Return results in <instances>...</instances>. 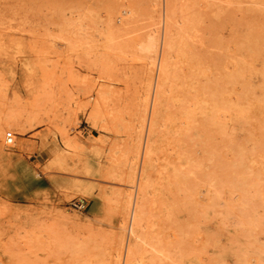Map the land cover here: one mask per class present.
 <instances>
[{
  "label": "rangeland",
  "instance_id": "obj_1",
  "mask_svg": "<svg viewBox=\"0 0 264 264\" xmlns=\"http://www.w3.org/2000/svg\"><path fill=\"white\" fill-rule=\"evenodd\" d=\"M176 1H172L173 10L182 7L173 12L179 16L174 15L176 20L191 11V24L198 26V30H191L197 41L194 37V44L188 40L190 46L198 47L192 46L194 53L208 58L213 51L209 59L216 58L212 60L216 69L211 73L209 65L204 70L207 63L202 64L206 75H211H199L200 88L205 85L200 95L207 94L205 101L208 95L218 96L213 98L214 105L222 106L223 99H217L222 89L224 95L242 102L248 118H244L245 112L236 116L223 111L219 115L222 110L214 108L217 114L213 116L220 117L210 120L205 117L208 114L203 104L207 103L202 101L200 110L206 115L198 116L199 110V118L190 122L195 132L187 136L185 130L190 125H186L187 129L177 133H186L187 139L182 135L181 140L182 144L187 141L185 149L192 148V143L195 146L187 149L192 156L184 150V159L175 158L174 166H179L175 169L181 175L171 171L165 181L174 183L163 181L164 149L160 143L156 156L161 159L151 171L155 185L143 191L138 182L143 158L136 160L134 156L139 140L144 141L148 133V124L142 127L141 117L144 108L151 110L160 70V55L154 58L151 54L150 41L155 34L160 44L164 38L166 0H0V144L4 147V154L0 153V264H125L126 252L120 257L117 248L118 225L127 201L135 206L146 202L142 206L146 205L147 211H143L150 216L148 220L144 215L143 223L152 220L153 225L158 221L159 227L163 225L160 232L156 228L160 237L152 241H162L161 253L169 255L166 261L177 258L175 243L179 241L181 264H264V0L209 1H214L213 6H206L205 0H192V6L197 2L202 5L194 8L190 0ZM129 6L135 9L134 16L127 12ZM190 13L199 15L195 22L200 23L195 24ZM203 32L208 37L203 39ZM204 48L212 49L208 52ZM205 61L209 64L208 59L202 63ZM106 85L110 101L102 104L109 106L102 108L101 104V116L96 119L93 108ZM206 85L209 91L204 89ZM213 89L218 91L211 95ZM202 117L208 119L200 120ZM233 118L239 119L235 121L238 124L231 121ZM196 120L201 123L197 125ZM8 132L15 136L12 144L6 142ZM198 132L201 134L196 137ZM189 137H195V142ZM67 140L74 144L67 145ZM89 142H95L96 159L102 168L94 178L84 172V149ZM55 148L71 157V166L60 171L52 164ZM186 158L194 162V172ZM178 160L184 164L178 165ZM83 182L91 187L89 192L75 186ZM186 182L192 187L187 188ZM163 183L172 187L167 190ZM171 194L176 200L178 196V202ZM74 201H83L85 209L75 208ZM176 208L181 210L173 211ZM164 213H168L165 220ZM129 217L126 225L130 228L131 214ZM172 225L178 228L177 235ZM172 234L175 238L180 235L177 241ZM164 243L172 245L171 249Z\"/></svg>",
  "mask_w": 264,
  "mask_h": 264
},
{
  "label": "bare ground",
  "instance_id": "obj_2",
  "mask_svg": "<svg viewBox=\"0 0 264 264\" xmlns=\"http://www.w3.org/2000/svg\"><path fill=\"white\" fill-rule=\"evenodd\" d=\"M173 0H166V19H165V27H164V38L162 39V41H161V44H160V39L156 36V34L155 35H153L152 36V38H151V43H150V51H151V54L154 56V58H156V56H157V54H159L160 55V70H159V72H158V75H157V79H156V81H155V90H154V97H153V102H152V107H151V110L149 111L148 110V108L146 109V108H144V111H146L145 112V115H142L143 117H141V118H143L142 119V123H141V126L143 127V126H146L145 124H148V133H147V136H146V134L144 135V136H146V139L143 141V139L141 138L140 140H139V142H138V146H137V148H136V152H135V156H134V158L137 160V159H140V157L142 156V158H143V162H142V167H141V172H140V175H138L139 177H138V179H139V183H140V185H141V189H143V191L145 190V189H147L148 187L150 188V186L152 187V184L154 183L153 181H152V177H153V175L151 174V171L152 170H155L156 168H155V161H157L158 159L160 160L161 158L160 157H158L157 158V156H156V154H157V147L159 146V144L160 143H162L163 144V149H164V157H163V165H164V168H165V171H163L162 169H160L162 172H165V174L162 176V178H163V181H165L166 179H167V177L168 176H171V175H168L171 171L172 172H177L178 171V169H177V171H176V169L175 168H178V167H175L174 166V163H176L175 162V158H177V159H184V156H183V153H185V152H183L184 150H186L187 151V149L189 148V147H187V149H185V147L187 146V141H186V144H184L185 142V140L187 139L186 138V133H188L187 134V136H190V132L191 131H194L195 132V130H196V127H191L192 125H194V124H191L190 122L192 121V119H194V122H195V119H196V117H197V115L198 116H200V114L201 113H204V112H201V111H203L202 109L200 110V108H201V106L203 107V105L204 106H206V111H205V113L206 114H208V115H206L205 113V117H208L210 120L211 119H214L215 117H217V116H213V114H215L216 112H214L215 111V109L217 110V111H219L220 112V110H222V113H219V115H221V114H223V111H225V112H233V113H235L236 114V116H238V115H243V113L245 112V111H243V106L241 107V105H240V103L242 104V102H239L238 101V99H236V97H235V99L236 100H233L232 98H231V96L230 97H228V96H226V95H224V93L221 91L222 89H219V91L220 92H218L219 94L220 93H222V95H224V97H222V95H220V97L219 98H217L218 100L219 99H223V101H221V102H223V104H222V106L220 105L221 103H219V101H216V102H218L217 104L218 105H220L219 107H218V105H217V107L215 106L216 105V103H215V105H214V102H215V99H213L215 96H210V95H208L209 97H208V100H206L205 101V99L206 98H204L203 96H205V95H207V94H205V92H203L204 94H202L201 93V95H200V90H202L203 88V86H205V85H201V88H200V84L202 83H198V81H201V79L200 78H202L201 76H199L202 72H204V70L206 69V67L208 66V70H209V72L211 73V71H212V69H213V71H214V69H216V63H214V65H215V68H213L212 67V62H214V61H212V60H216V58H214V56H213V58L210 60L209 59V56H211V54H212V52H209L208 51V49H212V48H204V49H206L209 53H208V58L206 57H204V55H202L203 56V59L204 60H206V59H208L209 60V64H208V62H203L202 63V56L199 58V56L201 55V54H198L197 52L199 51V49H198V51H197V49H195L196 51V53L198 54V56H197V54H195L194 53V48L196 47L195 45H193L194 44V42H193V40L195 39V37L193 36V34H192V32H191V30L194 28V27H196L195 25H193V24H191V21H192V19L188 16V13L189 12H191V11H189L185 16H183L182 18H181V20H179V21H177L176 20V18H177V15H175L173 12L175 11V10H182L180 7L178 8V9H175V10H173L174 8H172V2ZM178 1V0H177ZM176 1V2H177ZM191 1L192 0H190V5H191ZM194 1V0H193ZM192 1V2H193ZM196 1V0H195ZM198 1V0H197ZM201 0H199V2H200ZM206 2H207V5L206 6H208V4H210L211 3V5L213 6V4H215V3H213V2H210L209 3V1H212V0H205ZM159 2V1H158ZM203 2V1H202ZM201 2V3H202ZM205 3V2H204ZM213 3V4H212ZM186 4V3H185ZM197 4V6H190L191 8L193 7H198L199 5L198 4H200V3H196ZM206 4V3H205ZM217 4V3H216ZM182 5V4H181ZM184 5V4H183ZM182 5V6H183ZM201 5V4H200ZM175 6V5H174ZM180 6V5H179ZM202 6V5H201ZM210 6V5H209ZM211 6V7H212ZM215 6V5H214ZM184 7V6H183ZM186 7H187V4H186ZM204 7V6H203ZM210 7V8H211ZM129 8H131L129 11H127L128 13H130V15L132 14L133 16L135 15V14H133V13H135L134 11H135V9H134V11L132 10V6H129ZM175 8H177V7H175ZM188 8V7H187ZM209 8V7H208ZM199 9H200V11H202L201 10V7H199ZM186 11V9L185 8H183V11ZM188 10V9H187ZM195 10V12H196V10H197V8L196 9H194ZM183 11H181V13L184 15L185 13H183ZM199 11V10H198ZM218 12V11H217ZM176 13H177V11H176ZM178 13H180V11H178ZM177 13V14H178ZM192 14H194V13H190V16L192 15ZM174 15L176 16V18L174 17ZM195 15V14H194ZM194 15H192L191 17L193 18V17H195ZM196 15H198V14H196ZM203 14L201 13L200 14V16H202ZM164 16H165V14H164ZM199 16V15H198ZM198 16H196V17H198ZM196 17H195V19L193 20V22L195 23V24H197V23H200V22H195V21H197L196 20ZM178 18H179V16H178ZM177 18V19H178ZM199 21H202L201 19H199ZM206 21V20H205ZM198 27V26H197ZM197 27H196V29H197ZM208 28V27H207ZM211 28V27H210ZM198 30V29H197ZM205 30V29H204ZM194 31V30H193ZM207 32V31H206ZM197 33V32H196ZM208 33V32H207ZM207 33H205L204 34V32H203V39H204V35H207ZM211 33V32H210ZM151 34V33H150ZM195 34V33H194ZM198 34V33H197ZM209 34V33H208ZM210 35V34H209ZM195 36H197V38H198V35H195ZM201 36V35H200ZM211 36H213V35H211ZM193 37H194V39H193ZM207 37H208V35H207ZM211 38H213V37H211ZM192 40L191 42L193 43L191 46H190V44H189V42H188V40ZM196 41H197V39H195ZM206 40V39H205ZM205 40H203V41H205ZM195 41V44L197 43ZM201 41V39H199V41L198 42H200ZM205 42H207V41H205ZM212 42H213V40H212ZM211 42V43H212ZM202 43V42H201ZM207 43H209V42H207ZM206 43V44H207ZM203 45V44H202ZM192 46H194V48L192 49ZM197 46H199L198 44H197ZM205 46V45H204ZM199 47H201V46H199ZM205 47H207V46H205ZM196 48H198V47H196ZM142 49V48H141ZM201 51H203V50H200L199 52H201ZM207 51H203V52H201V53H204V54H207ZM211 53V54H210ZM212 55H214V54H212ZM202 59V60H201ZM205 63H207V65L204 67L202 64H205ZM244 64H245V62H243ZM242 63V64H243ZM239 64H241V62L239 63ZM243 64V65H244ZM242 66V65H241ZM202 67H204V70H203V68ZM157 69V68H156ZM241 70H243L242 68H241ZM205 73V72H204ZM203 73V74H204ZM241 73V72H240ZM208 74V73H207ZM242 74L244 75V73L242 72ZM204 75H206V73L204 74ZM209 75H211V74H208V75H206L207 77H210ZM238 75V74H237ZM240 75V74H239ZM199 77V79H198V77ZM212 76H215V74H213ZM242 76V75H241ZM205 77V76H204ZM207 77H205L206 78V80H207ZM204 78V79H205ZM212 78V77H211ZM203 79V80H204ZM209 79V78H208ZM211 80V79H210ZM209 80V82H211ZM213 81H214V79H213ZM204 82V81H203ZM206 82V81H205ZM204 82V83H205ZM214 83H215V81H214ZM214 83H212V85L214 84ZM203 84V83H202ZM206 84H207V82H206ZM216 84V83H215ZM214 84V85H215ZM245 84V83H244ZM151 85V84H150ZM150 85H148L149 87H148V89L149 88H151L150 87ZM246 85V84H245ZM107 86L108 85H106L105 87H104V89L101 91H99V93H98V98H97V102H96V105L94 106V108H93V115L92 116H96V119H97V116H98V118H99V116H101V104L104 102V101H110V99H107V96H109L108 95V91H107ZM207 87L205 88L204 87V89L206 90L207 88H208V90L207 91H209V85H206ZM209 86V87H208ZM243 86V85H242ZM215 89L216 88H218V87H214ZM244 88H245V86H244ZM211 89H212V87H211ZM153 90V89H152ZM214 90V89H213ZM212 90V94L211 95H213V92L214 93H217V91L215 92V90L213 91ZM149 91H151V90H149ZM202 91H204V90H202ZM201 91V92H202ZM207 91H206V93H207ZM242 91V90H241ZM246 91V93L248 92L247 90H245ZM210 92H208L209 94H210ZM150 93V92H149ZM149 93H147L148 95H149ZM241 93V92H240ZM248 94V93H247ZM217 95V94H216ZM227 95H228V93H227ZM241 95V94H240ZM243 96L245 95V94H242ZM246 96V95H245ZM245 96H244V98H245ZM248 96V95H247ZM110 97V96H109ZM216 97H218V96H216ZM215 97V98H216ZM239 97V96H238ZM202 98H203V100H202ZM241 99V98H240ZM239 99V100H240ZM248 100V98L246 97V100H245V102ZM202 101H205L206 103H207V105H205V104H203L202 103ZM241 101H243V99L241 100ZM244 102V101H243ZM110 103V102H109ZM203 105H202V104ZM105 104H106V106H109V105H107V103L105 102ZM147 106H148V104H146ZM145 105V106H146ZM102 108H105L104 107V104H102ZM144 106V107H145ZM146 106V107H147ZM108 108V107H107ZM105 109V110H108V109ZM215 108V109H214ZM146 109V110H145ZM150 109V108H149ZM104 110V111H105ZM199 110H200V113H199ZM204 110H205V108H204ZM214 110V111H213ZM102 111H103V109H102ZM197 112L199 113V114H197ZM247 112V111H246ZM246 112L244 113L246 116H244V118L246 117V118H248L247 117V114H246ZM103 114H105L104 112H103ZM143 114H144V112H143ZM197 114V115H196ZM217 114V113H216ZM215 114V115H216ZM230 115H231V113H229ZM109 114H108V112H107V116H108ZM202 115V114H201ZM234 115V114H233ZM232 115V116H233ZM104 116V118L106 117L107 118V116H105V115H103ZM203 116V117H204ZM223 116V115H222ZM225 116H226V114H225ZM231 116V117H232ZM235 116V117H236ZM110 117V116H109ZM108 117V118H109ZM201 117V116H200ZM201 118L200 120H202V119H204V120H206V119H208V118ZM214 117V118H213ZM218 117H220V116H218ZM229 117V116H228ZM231 117H229V118H231ZM234 117V116H233ZM105 118V119H106ZM199 117H197V119H198ZM222 118V117H221ZM241 117H239V119H240ZM217 118H215L214 120H216ZM223 119V118H222ZM227 120H228V118H226ZM225 119V120H226ZM234 119L235 118H233V119H231V121H234ZM239 119H237L236 118V120L235 121H237L238 122V120ZM109 120V119H108ZM108 120L106 119V121L108 122ZM141 120V119H140ZM224 120V121H225ZM240 120H243V118H241ZM245 120V119H244ZM243 120V122H245ZM110 121V120H109ZM197 121V125L199 124V123H201V122H198V120H196ZM229 121V120H228ZM234 121V122H235ZM6 122V121H5ZM193 122V121H192ZM237 122H235V123H237ZM241 122V121H240ZM108 123H110V122H108ZM217 123V122H216ZM224 123H226V122H224ZM1 124V123H0ZM22 124V123H21ZM238 124V123H237ZM241 125L240 126H242V125H244L243 123H240ZM186 125H190L189 126V129H190V127L193 129L194 128V130H192V129H187L188 127H184V126H186ZM225 125V124H224ZM22 126V125H21ZM226 126H227V124H226ZM230 127H231V124H230ZM23 128V127H22ZM184 128V130L185 129H187V130H189V132H187V130H185L186 131V133H185V135H183L184 136V138H185V140L183 141V144H182V142H181V140H182V135H177V133L179 134V133H181L182 132V130L181 129H183ZM197 128H200L199 126H197ZM19 129H20V127H19ZM230 129V128H229ZM0 130H1V127H0ZM198 130H200V129H198ZM145 131V130H144ZM185 131H183V133L185 132ZM230 131V130H229ZM231 131H232V129H231ZM230 131V132H231ZM1 132V131H0ZM146 133V132H145ZM199 133V132H198ZM159 134H161V135H159ZM194 135H196L195 133H193ZM201 134V132L199 133V134H197L196 135V137H199V135ZM233 134V132H231V135ZM181 136V137H180ZM192 136V135H191ZM192 139H190V137H189V139L190 140H192V141H194L195 142V137L193 138V137H191ZM67 139V138H66ZM69 139V138H68ZM191 141V142H192ZM67 145H72V144H74V141L73 140H67V143H66ZM77 144V143H76ZM96 144H97V142H96ZM193 144L194 143H192V148H193ZM197 144V143H196ZM98 145V144H97ZM183 145H185V146H183ZM100 145H98V147H99ZM190 146H191V144H190ZM96 145H95V142H89L87 145H86V148L84 149L85 151H86V154H87V156L85 157V161H84V169H85V173H87L88 174V176L90 175L92 178H94V177H97L98 176V172H99V170H100V168H99V166L101 165L99 162H97V159H96V156H97V150H96ZM197 147V146H196ZM191 147L189 148V149H192ZM56 150H55V155H54V161L52 162V164L54 163L56 166H58L59 168H60V171L62 170V169H65L66 168V166H68V165H70V158L71 157H69V155L68 154H66L64 151H61L60 149H58V148H55ZM193 149H195V146H194V148ZM233 149V148H232ZM231 149V150H232ZM239 149V148H238ZM197 150V149H196ZM229 150H230V148H229ZM241 150V149H240ZM239 150V151H240ZM159 152H162L160 149L158 150ZM192 152H195V151H193V150H191ZM198 151V150H197ZM196 151V152H197ZM52 152H54V149L52 150ZM84 152V151H83ZM102 152V151H101ZM188 152H190V150L189 151H187L186 152V154L188 155ZM229 152H231V151H229ZM232 152H233V150H232ZM241 152V151H240ZM0 153H2V154H4V147H3V145H1L0 144ZM238 153V152H237ZM85 154V153H84ZM190 154H191V156H192V153H189V155L188 156H190ZM194 154V153H193ZM197 154H198V152H197ZM101 155V154H100ZM176 155V157H174ZM196 155V154H195ZM237 155V154H236ZM7 156V155H6ZM99 156V155H98ZM238 156H240V157H242L243 155H241V153L240 154H238ZM84 157V156H83ZM195 156L193 155V157L192 158H194ZM240 157H239V159H240ZM7 158H9L8 156H7ZM189 158V157H188ZM188 158H186V159H188ZM192 158H191V160H192ZM196 158V157H195ZM101 160V159H100ZM195 160V159H194ZM186 161V160H185ZM237 161H239V160H237ZM242 161L243 160H241L240 159V163H242ZM180 161L178 160V163H179ZM184 162V161H183ZM182 162V164H184ZM189 162V159L187 160V163ZM238 162V163H239ZM79 163V162H78ZM77 163V165H79ZM100 165H99V164ZM186 163V164H187ZM191 162H189L187 165H189ZM192 163H194V162H192ZM192 163L190 164V167L192 168ZM198 164V161H196L195 162V164ZM239 163V164H240ZM51 164V165H52ZM157 164V163H156ZM162 164V163H161ZM181 163H179L178 165H180ZM181 164V165H182ZM194 164V165H195ZM199 164H201V163H199ZM198 164V165H199ZM236 164H237V162H236ZM176 165V164H175ZM48 166V165H47ZM71 166V165H70ZM81 166V165H80ZM184 166V169H186L185 168V165H183ZM200 166V165H199ZM198 166V167H199ZM240 166H241V164H240ZM153 167H154V169H153ZM157 167H158V164H157ZM163 167V166H162ZM190 167L189 166H187V168H189V170H190ZM194 167V166H193ZM243 167V166H242ZM80 168V167H79ZM106 168H107V166H106ZM163 168V169H164ZM195 168V167H194ZM102 169V168H101ZM182 169V171H183V168H181ZM196 169V168H195ZM70 170V169H69ZM192 170H193V172L195 171L193 168H192ZM197 170V169H196ZM67 171V170H66ZM101 171V170H100ZM51 172V171H50ZM69 172V171H68ZM71 172V171H70ZM156 172H157V170H156ZM184 172V171H183ZM182 172V174L184 175V173ZM191 172V171H190ZM103 173H105V172H103L102 171V174ZM56 174H59V173H56ZM158 174H163V173H158ZM173 174V173H172ZM178 174H180V171H179V173L177 172V175ZM264 174V173H263ZM100 175V174H99ZM174 175H176V173L174 174ZM176 175V176H177ZM181 175V174H180ZM179 175V176H180ZM229 175H230V173H229ZM66 176V175H65ZM104 176V175H103ZM137 176V175H136ZM161 176H159V177H161ZM185 176V175H184ZM245 176V175H244ZM70 177V176H69ZM156 177H157V175H156ZM156 177L154 178V179H156ZM172 177H174V176H172ZM181 178L183 177V176H180ZM186 177V176H185ZM246 177V176H245ZM170 179H171V177H169ZM178 178V177H177ZM242 178V177H241ZM134 179H135V177H134ZM174 179V181L175 180H177L176 178H173ZM172 179V180H173ZM184 178H182V182H184V180H183ZM187 179V178H186ZM82 180V179H81ZM89 180V179H88ZM160 180H161V178H160ZM83 181V180H82ZM93 181V180H92ZM95 181V180H94ZM155 181H157V180H155ZM169 183L171 182V184L172 183H174L173 181H169V180H167ZM180 181H181V179H180ZM188 181V180H187ZM208 181V180H207ZM211 181H212V183H213V179H211ZM243 181V180H242ZM86 182V181H85ZM85 182H83L84 184H78V183H76L75 184V186L76 187H78L79 189H82V190H84L85 192H89V190H90V188L91 187H89L88 185H85ZM159 182V181H158ZM168 182H166L165 181V183H168ZM189 182V181H188ZM192 184L194 183V181L192 182V181H190ZM209 182H210V180L208 181V184H209ZM244 182V181H243ZM71 183V182H70ZM88 183H90V182H88ZM157 183V182H156ZM161 183V182H160ZM165 183H163V184H165ZM168 183V184H169ZM178 183H179V181H178ZM190 183V184H191ZM211 183V182H210ZM215 183H216V181L214 180V183L212 184V185H214L215 186ZM91 184V183H90ZM182 184V183H181ZM184 184V183H183ZM186 184H188L187 182H186ZM185 184V185H186ZM217 184V183H216ZM70 185V184H69ZM92 185V184H91ZM98 185V184H97ZM139 185V186H140ZM154 185H155V183H154ZM153 185V186H154ZM166 185V184H165ZM170 185V184H169ZM175 185H177L176 184V182H175V184L173 185L174 187H175ZM180 185V184H179ZM241 185V184H240ZM68 186V185H67ZM164 186V185H163ZM181 186V185H180ZM188 186V187H187ZM186 187L187 188H189L190 186H189V184L187 185ZM194 186V189H195V184L193 185ZM209 186V185H208ZM66 187V186H65ZM69 187V186H68ZM71 187H72V185H71ZM95 187V186H94ZM138 187V186H137ZM156 187H157V185H156ZM164 187H166V189L169 187V186H164ZM163 187V188H164ZM170 187H172V185L170 186ZM169 187V188H170ZM174 187H173V189H174ZM192 187V186H191ZM190 187V188H191ZM67 188V187H66ZM177 188H179V186H177ZM75 189V188H74ZM156 189V191H157V188H155ZM172 189V188H171ZM170 189V190H171ZM210 189V188H209ZM241 189V188H240ZM149 190V189H148ZM159 190V189H158ZM168 190V189H167ZM170 190H169V192H170ZM175 191H173L174 193H177V191H176V189H174ZM192 190H193V188H192ZM142 191V190H141ZM164 192H165V188H164V190H163ZM162 191V192H163ZM172 191H171V193H172ZM93 192V191H92ZM91 192V193H92ZM150 192V191H149ZM158 192V191H157ZM162 192H160V193H162ZM163 192V193H164ZM168 192V194H170ZM148 193V192H147ZM155 193V192H154ZM149 194V193H148ZM165 194V193H164ZM173 194V193H172ZM171 194V195H172ZM193 194V193H192ZM158 195V194H157ZM171 195H169V196H171ZM174 195V194H173ZM173 195L171 196V198L173 197ZM92 196V195H91ZM98 196V195H97ZM146 196H148V195H145V196H143L144 198L146 197ZM89 197V196H88ZM164 197V195L162 196V198ZM175 197V198H174ZM173 197V199H175V201H177L178 202V196H177V200H176V196H174ZM144 198H143V200H144ZM102 199V198H101ZM142 199V198H141ZM166 199V198H165ZM163 200V199H162ZM167 200V199H166ZM166 200H164V201H166ZM171 201V200H170ZM174 201V202H175ZM130 202L131 201H127L126 203H127V205H126V209H125V214H124V216H123V220H121V225L119 224L118 225V228H119V241H118V248H117V255L118 256H123V254L125 253V255H124V257H125V264H167V262H169V261H166L167 260V258L169 257V255H168V257H167V254H166V252L165 253H161V252H163L162 251V249L164 248V245L163 246H160L161 245V243H162V241L160 242V241H158L157 240V242H154V241H152V239L153 238H156V237H160V234L161 233H159L158 234V231H159V229H160V227L161 226H163V225H160V227H159V222L160 221H158V224H156V225H153L154 223H153V221L151 220V222L150 223H148V222H146V223H143L144 221H146V220H144V218L146 217V215H145V212L143 211V206H142V204H146V202L144 203V202H142V204H140L139 205V202L137 203L139 206H137V204H136V206H135V203H131L132 205H130ZM166 202H168V200L166 201ZM165 202V203H166ZM172 202V201H171ZM170 202V203H171ZM140 203H141V201H140ZM164 203V202H163ZM172 204H174V203H172ZM147 205V204H146ZM146 205H144L145 206V208L144 209H146ZM157 205V204H156ZM166 205V207H167V203L165 204ZM174 206H176V205H174ZM171 207H173L172 205L170 206V208ZM177 207V206H176ZM161 208V207H160ZM180 208H181V206H180ZM172 209V208H171ZM175 209V208H174ZM179 208H176V210H173V211H177ZM167 210V209H166ZM170 210V209H169ZM169 210H167V212L170 214V213H173V212H171V210L169 211ZM179 210H181V209H179ZM146 211H147V209H146ZM174 212V214L172 215V216H174L176 213ZM182 212V211H181ZM147 213V212H146ZM167 213V214H168ZM179 212H177V214H178ZM131 214V216H132V220H131V222L132 223H130L131 224V226H130V228L129 227H127L128 225H126V224H128L127 222L128 221H130V220H128V217H129V215ZM164 214H166V213H164ZM165 215V217H164V220H165V218H166V216H168V215ZM180 214V213H179ZM144 215H145V217H144ZM171 215V214H170ZM148 216H150V215H148ZM148 216L146 217L147 219H148ZM179 216V215H178ZM181 216V215H180ZM179 216V217H180ZM144 217V218H143ZM130 218V217H129ZM177 218V217H176ZM167 219H168V217H167ZM167 219H166V221H167ZM169 219H170V216H169ZM168 219V220H169ZM172 219H174V218H172L171 217V220ZM181 219V218H180ZM180 219H178L179 221H181ZM144 220V221H143ZM149 220V219H148ZM147 220V221H148ZM175 220V219H174ZM177 220V221H178ZM177 221L176 222H174V224L173 223H171V224H173V225H175V223H177ZM250 221V220H249ZM162 222H164L165 223V221H162ZM161 222V223H162ZM167 222H169V221H167ZM170 222H173V220L172 221H170ZM160 223V224H161ZM164 223H162V224H164ZM248 223V222H247ZM144 224H146L145 226H144ZM180 224V223H179ZM158 225V226H157ZM165 225V224H164ZM172 225V227L174 228L175 226H173ZM181 225V226H180ZM180 225H176L177 227L178 226H180V227H182V224H180ZM250 225H251V222H250ZM154 226H157V227H154ZM169 226V225H168ZM126 227L127 228H129V230H128V232H126L127 231V229H126ZM159 227V228H158ZM179 227V228H180ZM157 228L158 229V231H157V229L155 230V229ZM163 228V227H162ZM166 228V227H165ZM173 228H171V229H173ZM176 228V227H175ZM173 229L176 233H175V235H177V229ZM167 229L169 230V228L167 227ZM160 230H162V229H160ZM167 230V231H168ZM180 231H181V233H182V229L180 228L179 229ZM178 230V232L180 233V231ZM165 231H166V229H165ZM160 232V231H159ZM162 232V234L164 233L163 231H161ZM170 232V231H169ZM168 233V232H167ZM166 234V233H165ZM159 235V236H158ZM168 235V234H167ZM171 235V234H170ZM173 235V234H172ZM175 235H173L174 236V240H176V238H179L180 237V235L179 236H177L176 238H175ZM162 237V239H163V241H165L166 242V237H165V240H164V237L163 236H161ZM158 238H156V239H158ZM169 238H171V237H169L168 236V239ZM172 239V238H171ZM155 240V239H154ZM172 241L173 243L175 242V241ZM156 241V240H155ZM177 241V240H176ZM180 241H181V239H180ZM154 242V243H153ZM159 242H160V244H159ZM169 242V241H168ZM171 242V243H172ZM179 242V241H178ZM178 242H176L175 244H178L177 245V249L174 247L175 245H173V247L177 250V253L175 252L176 250L174 249V252L176 253V255H177V258L176 257H173L172 256V258H175V261H173V262H169L170 264H181V255L182 254H180V252H181V250H180V245H179V243ZM170 243V242H169ZM169 243H164L167 247L169 246V248L171 249V246L172 245H168ZM158 244H159V246H160V248L158 247ZM180 244H181V242H180ZM166 248V247H165ZM169 248H167V250L169 249ZM126 250V251H125ZM166 251V250H165ZM168 253V252H167ZM174 253V254H175ZM168 254H171V251H169V253ZM173 254V255H174ZM175 256V255H174ZM170 257H171V255H170ZM172 258H170V259H172ZM169 260V259H168ZM174 260V259H173ZM172 261V260H171Z\"/></svg>",
  "mask_w": 264,
  "mask_h": 264
},
{
  "label": "built area",
  "instance_id": "obj_3",
  "mask_svg": "<svg viewBox=\"0 0 264 264\" xmlns=\"http://www.w3.org/2000/svg\"><path fill=\"white\" fill-rule=\"evenodd\" d=\"M14 134L12 132H8L6 134V142L7 144H12L14 142ZM72 205L77 209H85V203L83 201H74Z\"/></svg>",
  "mask_w": 264,
  "mask_h": 264
}]
</instances>
